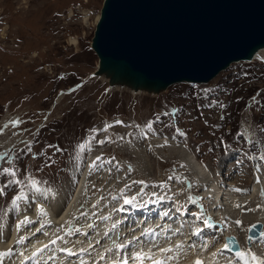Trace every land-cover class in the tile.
<instances>
[{"label": "rangeland", "instance_id": "obj_1", "mask_svg": "<svg viewBox=\"0 0 264 264\" xmlns=\"http://www.w3.org/2000/svg\"><path fill=\"white\" fill-rule=\"evenodd\" d=\"M103 2L0 0V153L8 152L12 158V163L0 161V167L17 170L14 178L0 176V188H3L0 243L13 238L17 225L25 217L30 223L20 227L25 234L23 239L28 237L19 245L23 248H28L34 238L55 236L57 232L56 238L60 237L77 227L83 217L87 220L89 215L104 214V218L109 215L114 225L124 219L131 221L133 229H138L140 225L135 222L141 218L136 221L133 217L118 218L114 203L105 206L111 209L104 211L103 208L96 214L92 202L97 198L100 205L105 196V204L120 186L123 189L119 194L123 199L119 206H126L127 197L135 205L143 197L142 188H158L161 179L178 184L174 200L187 201L185 186H179L187 180L193 181L194 186L197 182L176 153L177 144L200 158L209 176L212 174L223 191L211 176L205 186L215 183L224 193L223 198L228 191L238 198L249 195L257 179L264 178L263 173H256L255 182L253 176L256 169L264 171V58L234 63L207 83L174 84L157 96L133 94L126 89L108 92L107 81L89 77L97 69L99 60L91 45ZM86 11H89V19L84 18ZM248 70L252 71L251 78L244 77ZM14 121L19 123L13 124ZM149 122H152L151 130L146 127ZM108 125L111 127L105 131ZM246 128L251 130L249 140L245 137ZM83 136L85 147L81 150L76 140L80 141ZM160 136H170L158 141H170L174 146L157 143ZM101 140L105 142L99 143ZM94 155H102L99 161L93 162L103 161V164L99 169L95 166L92 169L95 179L88 181L89 195L82 204L88 206V210L82 206L85 210L80 211V219L55 227L51 224L55 215L42 218L36 213L40 206H47L56 213L61 206L66 208L74 197L78 179ZM183 172L188 176L180 177ZM11 179L21 183L10 184ZM30 179L41 181L37 184L40 193L28 185ZM96 182L101 185L99 189L94 185ZM104 185H110L108 190ZM204 188L196 194L191 187L193 206L197 207V200L204 196L201 202L205 207H209L205 201L214 202L213 196L203 194L207 191ZM21 193L26 199L17 201L18 207H13L12 200ZM259 198L230 205L244 231L253 222L242 216L254 217L264 207ZM135 214L140 215L139 211ZM129 215L134 214L129 212ZM80 224L81 227L86 225ZM36 227L42 232L36 231ZM77 232L78 237L59 240L61 248L77 247L83 230ZM80 242L85 244V241ZM259 244L257 249H260ZM19 246L12 249L11 258L20 251ZM51 246L53 249L55 245ZM260 246L264 250V244ZM11 258L0 257V262L9 264ZM82 258L84 262L87 256Z\"/></svg>", "mask_w": 264, "mask_h": 264}, {"label": "water", "instance_id": "obj_2", "mask_svg": "<svg viewBox=\"0 0 264 264\" xmlns=\"http://www.w3.org/2000/svg\"><path fill=\"white\" fill-rule=\"evenodd\" d=\"M91 47L108 92L207 83L264 48V0H104Z\"/></svg>", "mask_w": 264, "mask_h": 264}, {"label": "bare ground", "instance_id": "obj_3", "mask_svg": "<svg viewBox=\"0 0 264 264\" xmlns=\"http://www.w3.org/2000/svg\"><path fill=\"white\" fill-rule=\"evenodd\" d=\"M99 17H100V15L98 16V19H99ZM98 19H97V21H98ZM262 58H264V48L260 49L257 53L254 54L253 60H256V59L262 60ZM137 93H139V92H137ZM176 146L178 147V148H176L177 149L176 153L182 157V159L185 162V164L187 165V168L189 169V171L192 172L193 175L199 179V183L202 186H205L206 184H208L210 176H209L207 169L199 162V160L193 154L184 150L181 146H179V144H177ZM142 156L147 161V159H146L147 157H145V155L143 154V151H142ZM89 177L90 176H84L83 177L82 182L79 185L78 189L76 190V194L74 195L70 204L66 208H63L64 205H63V207L61 206L58 209L59 210L58 213H56V211H54L52 209H49L47 206H42L44 208L45 212L47 213V215H55L54 216L55 221H53V223H51V224H54L55 227L59 226V225H70L77 218H79V216L76 217V215H78V214L80 215V211L83 208H85L86 205H82V204H84L83 202H85V200L87 199V197H85V196L89 195V189H88L90 187L89 182H88L90 180ZM213 184L215 185V183H213ZM94 185H96L97 189H99L98 186L101 187V185L98 182H96ZM214 185H212V186L210 185L208 187L206 186L207 191L204 192L203 194H207L209 197L213 196V198H215L216 200L214 199V202H212V203H209L208 200L205 201L206 205L209 204V207H207V206L205 207L204 206L205 204H202V202H201V201H204V199H205V196H204L202 198V200L201 199L197 200V203L199 205H196V206L199 207V209L202 211V213H204L206 215H215V216L221 215V214L226 215L227 222H229L231 224L232 228L228 227V229L226 231H223V233L221 230L222 235H220L219 234L220 232H218V231L216 232L217 235H215L212 232L214 229L211 231L210 229L207 228V225H205L203 228H201L198 232L187 231L186 234L184 235V237L180 240V242H178V244H182V248H184V250H188L187 251L188 254H187V256L184 257L185 260L183 261L182 264H190V262L193 261L194 258H199V257L210 256L212 259H217V257L220 258L222 255L220 254V252H217L218 249L222 250V254L225 253V255H228V256L229 255L235 256V253L232 254L229 250L227 252L226 249H223V244L220 242V241L225 240V236L227 234H234L237 236V238L241 242L242 251H244V252H248L249 249L251 251L253 249H257L258 243H260V242H258V240H255V241H253V247L252 248L247 247V245H246L247 230H245V231L242 230L240 228L241 226L236 224L237 219H236L235 213L232 211V208L230 205L232 204V202L233 203L245 202L249 199H253V198L257 199V197H261V198H259V200L261 199L262 202L261 201L260 202L264 206V195L261 194L262 192H264V178L259 177L257 179V183L255 184V186L253 188V191H251V193L249 195L240 196V198L235 197L231 191H228V193H226V195H225L226 197L223 198L224 193L222 194L220 192V189H217ZM109 187H110V185L109 186L107 185L104 188H105V190H108ZM190 189H191V187H189V189L185 190L189 196L194 192L193 191L192 193H190ZM184 195H186V194H184ZM106 201H108V199L105 200V203H106ZM216 203L218 205H220V207H217ZM102 204H104V201ZM82 206H84V207L82 208ZM87 207L88 206H86L85 209H87ZM39 208L37 209L36 213H38L40 215ZM85 209H83V210H85ZM104 209H105V207H104ZM99 213H101V212H99ZM35 214H31V215H35ZM81 214H82V212H81ZM104 216H106V215H104V214H103V216L89 215V216H87L88 217L87 220H86V217H83L82 220H79V223H82V225L84 223L86 225L82 226L84 228V230H83V233L81 234L80 240L76 243V245L78 244V246L75 247V245H74V248L71 249L72 252L76 253V255L70 256L66 252L59 254V249H61V246H60L61 244L59 243L60 241H58L59 246L57 247V244H58L57 243V244H55L56 248L52 249V246H51L52 244L49 242L51 237L39 236L41 238H37V239L34 238L35 239L34 242H37V243H34L31 241V243H29L28 248H26L22 251L20 250L21 252L18 250V253L13 254L14 256L12 258L10 257L11 259L9 261V264H27V263H25L26 258H28L30 255H33V253H35L38 248H42L44 244H48L49 247L47 249H45L42 253H39L28 264H100V262L105 259V257H103L104 251H106L105 255H110V254L114 253V251L119 250V248H117L116 245L122 244L123 240H120L121 238L125 239L126 241H131V243L134 241L136 243L142 242V243L146 244V247H148L151 244V242L148 240L150 235L146 234L145 238L141 239V240H139L140 237H138V235L140 233L149 229V227H147V224L142 225L141 227H138L137 232L130 233L132 230H134L133 228H135L132 224L129 223L131 221L125 222L123 219L122 221L120 220L117 224L114 225L112 223L111 219H109L112 217H110L108 215L109 218L108 217L104 218ZM163 216H165L164 217L165 219L162 218L161 223L167 227L168 234H169V231L172 230L169 228L170 224H173L176 227V229H178V231H175V237H173V239L175 238L174 244L169 243L171 240H173L170 238L165 239L164 242H162L163 240H161V242L159 243V244H161V247H159L157 249L159 251H160V248H168V246H170V245H177L175 243L177 242V240L179 238H176V237L182 236L184 233L183 231L179 230L180 228H178V222L169 223L170 220L168 219V216L167 215H163ZM41 217L43 218V216H41ZM89 217H91V219ZM242 218L247 219V220L249 219L252 222L256 221V219H264V207L254 217L244 215V216H242ZM46 220H47V218H46ZM209 221L213 222V220H211L210 218H209ZM37 227L35 229H37ZM163 229H165V227ZM40 232H42V231H40ZM22 233L23 232L21 231V229L17 228L15 234L12 235L13 238L11 240L9 239L10 241L8 240L7 243H0V252H2L4 250L7 251L8 249H13L16 245H18L16 243L14 246H12V243L15 240H17L18 238L25 236V234H22ZM44 233H45V231H44ZM57 233L55 234V236L58 235ZM6 234H8V233H6ZM28 234H29V231H28ZM169 235L171 236L172 234H169ZM166 236H167V234H166ZM36 237H38V235ZM141 237H143V235ZM81 240L85 241V244L81 243L80 242ZM118 240H120V241H118ZM205 240H206V242H205ZM164 244H166V245H164ZM205 244L208 245L207 248L204 247ZM263 244L264 243L259 244L260 249H262L260 245H263ZM62 245H63V243H62ZM64 245H66V244H64ZM82 246L84 248H82ZM19 248H21V247L19 246ZM174 248H176V246H174ZM55 249L57 252H55ZM68 249H70V247ZM82 249L88 250L89 253L87 251H82L83 253L80 252ZM109 249H111V251H109ZM121 250L122 251L123 250L128 251L127 248L121 249ZM213 252H217V256L215 258L212 256ZM159 253L161 255L160 257L163 256L165 258L168 255L170 256V252H167V253L159 252ZM51 254H53V255L55 254V255L51 256ZM84 255L87 256V258H86L87 262H86V260H84V262H83L82 257ZM101 257H103V259H101ZM67 261H70V262H67ZM97 262H99V263H97ZM240 264H243V262H241Z\"/></svg>", "mask_w": 264, "mask_h": 264}, {"label": "snow or ice", "instance_id": "obj_4", "mask_svg": "<svg viewBox=\"0 0 264 264\" xmlns=\"http://www.w3.org/2000/svg\"><path fill=\"white\" fill-rule=\"evenodd\" d=\"M12 123L13 124H18L19 121H14ZM117 123L122 124L123 122L122 121H117ZM108 127H111V125L106 126V128L104 130L106 131ZM146 127L149 130H151L152 129V122H149L146 125ZM93 131H95V130H93ZM104 142L105 141H103V140L99 141V143H101V144H103ZM84 147H85V145H80L81 150H83ZM99 159H100V157H97V160H99ZM0 161H6L8 163H12V158L8 156V152H3V153H0ZM16 173H17V170L15 168H3V167H0V176H9V177H13L14 178L16 176ZM8 183H10V184H12V183L19 184V183H21V181L16 180V179H11V180L8 181ZM30 184H31V188L35 192H37V193L41 192V189H39L37 187L38 182L35 181V179H31L30 180ZM44 191H50V190H44ZM0 194H3V188H0ZM261 194L264 195V192H262ZM24 199H26V197L23 195V193H21L20 195H17L12 200L13 207H18L17 201L24 200ZM124 202L126 204L131 203V201L127 200V199ZM193 202H195V201H193ZM237 207H239V205H237ZM39 212H40V215H42V216H46L47 215V213L45 212L43 207L39 208ZM29 223H30L29 219L27 217H25L24 220L20 221V223L17 225V228L19 229L22 225H27ZM240 223H241V221H236L237 225H239ZM255 228H256V226L253 225L249 229V231L254 232ZM36 231H40V229H36ZM68 234L71 235L72 233L69 232ZM62 239H63V237H57L56 239L51 240L50 243L52 245H55L57 243V240H62ZM254 240H258V242L264 243V235H261L258 238L253 237V236H249L248 237V241L250 243L253 242ZM22 242H23V237H21L20 240L17 241V243H22ZM237 244H238V241H236L235 238H229L228 242H226L223 245V249H227V250L231 251L232 247L237 245ZM48 247H49L48 244H44L42 248H38L36 250V252L33 253L32 256L28 257V259L29 260H33L39 253H42ZM116 247L119 248V249H125V248H127V245L121 244V245H116ZM176 247H177V249H179L181 246L177 245ZM204 247L207 248L208 245L205 244ZM59 250L61 252H66L70 256L71 255H76V253L72 252L71 249L61 248ZM81 251H86V249H82ZM109 251H111V249H109ZM170 251H172V249H170V248H160V252H162V253H167V252H170ZM217 252H220V254L222 255V250L218 249ZM217 252H213L212 253V256L214 258L217 256ZM11 255H12V249H8L5 252H0V257H11ZM235 257H236V259L238 261H242L243 264H264V257L257 256L254 252H251V250H249L248 252L238 251V252L235 253ZM130 258L135 260V261H137L138 264H144L145 260H150L151 264H168V260L171 259V257H165L164 259H160V258H158L156 256V254L151 253L150 251L148 253L136 252L134 254V256H131ZM101 259H103V257H101ZM227 259H228V264H233V261H232L231 258H227ZM0 264H2V262H0ZM121 264H128V260L127 259L122 260ZM196 264H203V261L197 260ZM215 264H219V261L216 260Z\"/></svg>", "mask_w": 264, "mask_h": 264}, {"label": "trees", "instance_id": "obj_5", "mask_svg": "<svg viewBox=\"0 0 264 264\" xmlns=\"http://www.w3.org/2000/svg\"><path fill=\"white\" fill-rule=\"evenodd\" d=\"M252 71H250V70H248V71H246V73H245V75H244V77H252Z\"/></svg>", "mask_w": 264, "mask_h": 264}, {"label": "built area", "instance_id": "obj_6", "mask_svg": "<svg viewBox=\"0 0 264 264\" xmlns=\"http://www.w3.org/2000/svg\"><path fill=\"white\" fill-rule=\"evenodd\" d=\"M75 9H76V8H75ZM83 15H84V18L87 17V18L89 19V17H90V15H89V11L84 12ZM85 15H87V16H85Z\"/></svg>", "mask_w": 264, "mask_h": 264}]
</instances>
